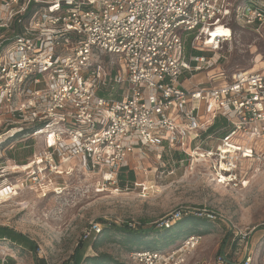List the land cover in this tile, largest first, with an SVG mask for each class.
Listing matches in <instances>:
<instances>
[{"label":"built area","instance_id":"built-area-1","mask_svg":"<svg viewBox=\"0 0 264 264\" xmlns=\"http://www.w3.org/2000/svg\"><path fill=\"white\" fill-rule=\"evenodd\" d=\"M16 21L22 32L7 36ZM231 24L261 29L264 0H0V145L41 125L33 137L47 147L23 165L39 193L75 168L119 190L121 171L148 157L146 149L185 152L222 117L231 131L220 139L221 157L231 161L219 180L232 178L236 154L254 157L235 142L264 137V67L228 76L218 66ZM220 28L228 33L217 35ZM190 215L218 218L179 209L156 227ZM102 229L91 223L84 240ZM201 240L193 234L166 251H133L129 261L186 264Z\"/></svg>","mask_w":264,"mask_h":264},{"label":"rangeland","instance_id":"rangeland-1","mask_svg":"<svg viewBox=\"0 0 264 264\" xmlns=\"http://www.w3.org/2000/svg\"><path fill=\"white\" fill-rule=\"evenodd\" d=\"M231 25L232 38L221 48L223 58L218 66L228 76L236 70L264 67V26L258 30ZM6 35H14L13 28ZM185 38L191 40L190 35ZM102 62L113 66L111 58L105 63L102 57ZM1 129L6 130L5 126ZM8 140L2 144L4 150L0 149V264L3 259L8 264H42V260L46 264H74L77 251L78 263L88 256L108 253L121 263L132 264L129 247L139 249L140 244L129 243L128 236L114 231L113 225L152 227L153 232H162L156 225L179 209L207 210L218 216L214 223L197 227L195 234L201 235V244L186 264H223L222 251L235 264L247 258L250 264H264V137L235 142L252 148L254 157L236 154L239 160L231 170L233 177L227 175L223 182L219 176L226 175L223 171H228L225 166L231 159L221 157L224 145L218 138L203 140L201 135L194 142L189 140L185 152L146 149L148 157L135 158L130 164L136 180L120 184L119 190L104 186L97 175L75 168L42 186L46 196L39 193V182L34 183L23 172L28 168L21 164L31 158H25L30 148H7ZM46 147L43 138L37 137L33 154ZM175 151L184 158H174ZM93 222L102 226V232L84 240V231ZM105 229L110 230L105 233ZM154 239L158 237L151 234L145 241ZM94 243L100 245L97 250Z\"/></svg>","mask_w":264,"mask_h":264},{"label":"trees","instance_id":"trees-1","mask_svg":"<svg viewBox=\"0 0 264 264\" xmlns=\"http://www.w3.org/2000/svg\"><path fill=\"white\" fill-rule=\"evenodd\" d=\"M14 33L18 34L21 33L23 30V25L20 23V21H16L13 27ZM200 54V53H199ZM42 128V126H36L34 129H29L26 131H23L22 133H19L15 135L14 137L10 138L8 140L9 146L7 148L13 149L16 147H19V150H22L23 148H30L29 150L31 151L30 154H28L25 158L27 157H33V146H34V140L35 138L33 137V134L35 131L39 130ZM231 131V126L229 122L220 117L217 118L213 126L209 129L207 133L202 134V139H206L208 137H215L220 139H223L225 136L228 135V133ZM5 144V143H4ZM22 145V147H20ZM7 146V144H6ZM18 146V147H17ZM5 146L0 145V149L4 150ZM173 156L177 160H181L184 158L183 153H178V151L174 152ZM14 158L16 160H23L19 159L18 156L14 155ZM24 158V159H25ZM14 159V160H15ZM26 163H22L21 165H26ZM136 180V176L134 171L130 167L124 168L119 176V184L124 185L126 182H134ZM207 223H214L206 218H199L196 216H188L182 219L181 221L175 223L171 228L169 229H163L162 232L156 231L153 232V228L150 227L149 229H143V227H138L136 229L130 228L128 225L126 226H116L115 224L113 225V230L128 236V241L129 243H137L140 244V247L138 246L137 248L139 249H133L132 247H129V253L133 251H139V250H144V249H150V250H159V251H166L169 249V247L180 239H185L186 237L193 235L196 233V229L198 226L201 225H206ZM108 230L110 229H105L103 232L107 233ZM151 234L154 236H157L158 239H154L150 242H146L145 239L150 237ZM199 235V234H197ZM205 235V234H203ZM201 236V235H200ZM161 237V239H159ZM181 241V240H180ZM94 248L97 250L99 248V244L94 243ZM75 256V262L74 264H124L118 261L116 258L113 257V255L108 254V253H97L94 256H88L86 257L82 262L78 263L77 258H78V253ZM35 256H37V251L36 248L34 250ZM220 257L222 258V263L223 264H235L228 259L226 255H224L223 251L221 252ZM42 264H46L43 260L41 261Z\"/></svg>","mask_w":264,"mask_h":264},{"label":"bare ground","instance_id":"bare-ground-1","mask_svg":"<svg viewBox=\"0 0 264 264\" xmlns=\"http://www.w3.org/2000/svg\"><path fill=\"white\" fill-rule=\"evenodd\" d=\"M217 32H219L217 35H223L222 33H228L227 31H225V30L222 29V28L218 29ZM230 149H231V148H230ZM27 168H28V167H27Z\"/></svg>","mask_w":264,"mask_h":264}]
</instances>
